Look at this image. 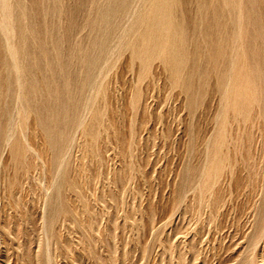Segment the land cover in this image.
<instances>
[{
	"label": "rangeland",
	"instance_id": "obj_1",
	"mask_svg": "<svg viewBox=\"0 0 264 264\" xmlns=\"http://www.w3.org/2000/svg\"><path fill=\"white\" fill-rule=\"evenodd\" d=\"M0 16V264H264V0Z\"/></svg>",
	"mask_w": 264,
	"mask_h": 264
},
{
	"label": "bare ground",
	"instance_id": "obj_2",
	"mask_svg": "<svg viewBox=\"0 0 264 264\" xmlns=\"http://www.w3.org/2000/svg\"><path fill=\"white\" fill-rule=\"evenodd\" d=\"M7 1V0H6ZM10 5V4H9ZM9 7V6H8ZM9 9H10V7H9ZM3 12V11H2ZM8 12V11H7ZM11 12H12V7H11ZM12 14V13H11ZM2 15V14H1ZM3 15H4V13H3ZM9 14H7V16H8ZM1 17V16H0ZM5 17V16H4ZM1 19H3V18H1ZM9 19V18H8ZM239 19V18H238ZM6 21H7V19H5ZM9 21V20H8ZM2 22V21H1ZM0 22V23H1ZM11 22V20L9 21V22H7L8 24ZM11 24H13V23H11ZM1 26H3V25H1ZM6 26H7V24H6ZM5 27V26H4ZM9 27H10V25H9ZM8 27V28H9ZM15 27V26H14ZM6 28V27H5ZM1 30V29H0ZM12 31H11V35H13L12 34V32L14 31V29H11ZM10 33V32H9ZM10 36V35H9ZM12 37V36H11ZM5 40V39H4ZM11 40H12V38H11ZM10 40V41H11ZM5 42H6V40H5ZM6 44V43H5ZM8 46V45H7ZM12 46V45H11ZM13 49V48H12ZM13 51V50H12ZM9 55V54H8ZM10 58H11V55H10ZM17 58V57H16ZM18 59V58H17ZM17 63V62H16ZM15 65V64H14ZM14 65H13V67H14ZM17 66H18V64H16ZM20 67V66H19ZM15 68V67H14ZM17 68V67H16ZM22 71V70H21ZM15 75H16V72H15ZM19 75V74H18ZM17 79V78H16ZM19 83V82H18ZM20 100V99H19ZM18 117V116H17ZM10 130V129H9ZM8 134V133H7ZM9 134H11V133H9ZM8 134V135H9ZM8 141V140H7Z\"/></svg>",
	"mask_w": 264,
	"mask_h": 264
}]
</instances>
